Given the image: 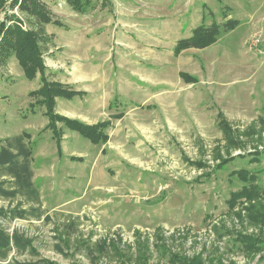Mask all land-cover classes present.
<instances>
[{
    "label": "rangeland",
    "instance_id": "374dc122",
    "mask_svg": "<svg viewBox=\"0 0 264 264\" xmlns=\"http://www.w3.org/2000/svg\"><path fill=\"white\" fill-rule=\"evenodd\" d=\"M45 1L47 65L85 91L56 113L106 137L49 125L40 76L0 68V140L30 136L41 200L0 197L41 209L1 220L30 245L0 264H264V0ZM203 23L217 40L175 55Z\"/></svg>",
    "mask_w": 264,
    "mask_h": 264
},
{
    "label": "trees",
    "instance_id": "16d2710c",
    "mask_svg": "<svg viewBox=\"0 0 264 264\" xmlns=\"http://www.w3.org/2000/svg\"><path fill=\"white\" fill-rule=\"evenodd\" d=\"M74 10L84 9L92 5L93 0H66ZM110 0H103L105 5ZM9 2V4H8ZM8 4L11 10L6 18L0 22V68L6 66L8 60L15 56L21 65L25 76L34 79L40 76V87L30 95H39L40 102L46 105L50 124L56 126L57 120L65 122L72 129L79 131L94 142H99L103 135L101 126L105 123L87 125L78 120L61 116L56 113L57 99H72L85 94L84 90H77L71 85L55 78V72L47 65L46 53L53 40V35L47 32V26H63L61 19L56 16L45 0H0V11ZM237 20L230 19L226 27L233 29ZM220 25L211 26L201 24L191 37L180 39L175 46V54L188 48H205L217 40ZM188 80L192 76L182 73ZM105 138L106 136L103 135ZM27 134L0 140V170L4 176L0 177V197L6 200H16L19 197L28 199L41 206L40 192L35 186L33 178L35 171L32 168V149L26 139ZM41 209L33 207L28 210L19 201L14 207H0V258H7L13 247L23 253L30 245V240L17 232L10 234L2 225L1 220H13L38 215ZM40 264V263H38Z\"/></svg>",
    "mask_w": 264,
    "mask_h": 264
},
{
    "label": "crops",
    "instance_id": "0c3cea01",
    "mask_svg": "<svg viewBox=\"0 0 264 264\" xmlns=\"http://www.w3.org/2000/svg\"><path fill=\"white\" fill-rule=\"evenodd\" d=\"M111 1V3H112V8H113V5L115 6V4H114V0H110ZM118 15V14H117ZM230 17V15L229 14H226L225 13V19L227 20L228 18ZM232 19V18H231ZM127 25L128 24V22H124V21H121L120 20V18H118V19H116L115 20V22H112L110 25L112 26V25H116V26H118V25ZM204 24V23H203ZM210 23H208L207 25H209ZM212 24V23H211ZM201 25V24H200ZM199 26V25H198ZM197 26V27H198ZM180 40V39H179ZM178 40V41H179ZM175 46H176V44H175ZM185 53H187V51H184V52H182L179 56H182L183 54H185ZM174 54H175V52H174ZM176 55V54H175ZM93 77L94 76H92V79H93ZM57 104H58V99H57ZM58 106V105H57Z\"/></svg>",
    "mask_w": 264,
    "mask_h": 264
}]
</instances>
